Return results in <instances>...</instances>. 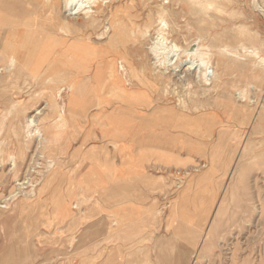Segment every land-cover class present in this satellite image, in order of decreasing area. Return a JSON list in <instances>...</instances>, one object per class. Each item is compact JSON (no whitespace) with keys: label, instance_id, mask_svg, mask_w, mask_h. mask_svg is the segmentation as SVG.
<instances>
[{"label":"rangeland","instance_id":"1","mask_svg":"<svg viewBox=\"0 0 264 264\" xmlns=\"http://www.w3.org/2000/svg\"><path fill=\"white\" fill-rule=\"evenodd\" d=\"M31 1L32 4L30 1H28L30 3L27 2L25 5L23 4L24 7L21 5L22 8L29 9L30 13L33 12L35 18L38 20L37 23L43 22L45 25L49 24V21L46 20L56 12L55 9H53L52 4H47L44 0ZM57 1L59 2L58 10L60 18L64 19L65 14L61 9L62 0ZM165 1L166 0H147L140 2V0H135L134 2H136V5H133L134 7L130 8L128 10L129 12L127 11L123 14H119L116 18L110 15L111 12H109V10L105 11L103 16L99 17L98 21H96L97 24L95 23L93 28L79 26L81 25V20H78L77 25H74V22L68 23L70 24V33L68 34L69 39H80L85 34V36L89 35L90 39H94L96 42L100 43L101 41L96 40V35L100 33V31L102 32L101 29L108 27V31L105 33L104 39L112 37L114 40L122 41V44H119L120 46L117 45V47L121 52L129 57V62L132 64L131 67L133 70H135L128 72L124 78L127 79L129 83L132 82L134 85H137L138 88L136 89L148 93L150 106L153 101L155 102L157 99L160 100L162 98L160 101L162 104L159 103L149 108L140 109L139 117L137 119H147L152 116V120L159 121L164 125L168 123L173 124L174 127L166 128L165 130L160 126H154L151 130L154 131L155 135H165L167 138H169L167 141L169 144H171V140H178L177 148L170 149V153L173 154L175 158H169L167 156L165 157L166 160H174V163L172 162L170 166H164L159 169L160 174L163 176V179H161L159 182L161 187H159L158 191L155 190L148 192L147 197L145 196L144 201L140 203L143 206L146 205V207H144L146 210L143 211V215H148L147 220L152 218L151 212H153V214L155 212L156 214V227L153 240L150 243L143 240L144 247L142 250L137 252L139 253L138 255L130 256V259L133 260L134 264H165L163 261L164 257H166L167 260H170L169 258L172 255L171 252H178L182 248L187 251L186 254L183 255L182 264H264V65L256 63L255 61L257 60H255V58H253L248 52L245 53L241 51L240 48H238V42L233 41V37L237 36L240 38L241 44L248 43V47H250L251 44L260 47L261 55L264 57V0H221L219 1L220 4L225 7L222 12L218 13L212 10L201 14L179 15L177 23L179 26L180 35L182 37L177 34H172V37L174 41L183 49H187V47H189L191 44L189 41L195 39V34L197 31L195 26L197 25L194 24H196V21L198 19H203L204 21H212L215 28L204 23L201 27H203L212 35L215 33L225 34L227 40L223 41V44H225L230 49L237 50L240 55H243V57L241 56L239 59V64L229 63L230 68L228 69L229 71H226V77L223 76L222 79L219 80V82L223 81V83H218V85L222 86L223 89H215L216 92L211 94L212 99L210 100L212 101L208 100V98H203L200 95L201 89L196 85L180 86L178 84L173 85L174 83H172V85L168 87V90H166L168 93H166L165 88L163 91L164 86L161 82L156 84L153 81L154 79L152 78V71H154V65L152 64V55L150 54L148 48L152 45V39L155 37L153 32L157 24L155 22L156 7H166L171 13L177 12L176 6L173 5L176 0H173L174 2L172 3L170 1ZM113 3V7L119 5L116 0L111 1L109 5H112ZM106 6H108V4ZM33 7H36V9H33ZM148 10H150L149 12L152 14L148 13ZM150 15H153L152 21H149V17H151ZM23 17L27 18V16ZM117 21L119 22V26H114L113 23ZM239 27L248 29L251 32L250 37L254 39L247 40L245 35L242 36L241 33L236 31ZM25 28L27 29L28 26H25ZM199 29L200 27H198V32ZM144 31H150L151 36L148 37L147 35H143L142 32ZM100 44L104 46L103 42ZM208 50L209 52L211 51V53L214 51L210 48H208ZM241 65L244 67H240ZM254 67L255 72L252 74L253 76L251 75L246 77V75L248 76L247 71L253 69ZM144 70H146V73H143ZM136 74H138L140 77H142V75L148 77L146 78L147 80L143 82V85L137 84L138 77ZM243 74L245 76H241ZM23 84L24 81H20L18 83V85L23 87V89L19 88L17 90L19 92L16 94L14 93L15 90H12V87L15 88L14 84L11 85V83H8L6 89H3L5 86L3 84V87L0 88V102L7 97L11 99L16 98L17 100L26 98L32 101V103L36 104V106H41L40 108H42L44 106V102L46 101V95L41 94L40 98H38L34 97L35 93L32 91L25 93V89L27 87L25 86L24 88ZM235 84L238 85L234 86ZM161 85L163 87H161ZM150 87H153V89L150 90ZM239 88L246 89V92L244 93L246 96L243 100H239L235 94V91ZM5 93L6 96H3ZM226 95H229V97H223ZM142 98L146 97H139V99ZM229 99H231L232 102ZM145 100H147V98ZM206 100L208 102H206ZM205 103L213 105L215 104L217 106V123L212 125L213 129L218 130L224 127L228 132V138L230 142H225V150L220 156L222 158L221 160L224 161L231 151H235L234 156L231 166L222 183V187L219 189L217 199L213 203L212 212L208 218V225L203 229V231L197 228L199 230L198 232H201L198 234V241H194V246L192 245L191 247L188 246L187 241H181L177 236H175L176 234L174 233L175 237H172V242L171 244H168L167 250L163 248V243H165V241H163L164 238L171 236V230H168L167 232L164 231V228L168 225L167 217L169 216V211L167 208L170 205L171 207L173 206L174 202L178 198L179 192L183 187H185L190 181L194 182L196 178L201 175L203 171H205L204 169L200 168H197V171H194L193 167L206 162L205 159L207 158V154L211 152L212 148H214V145L216 144L217 132L215 131L213 136H211L209 139L202 138L201 135L204 134L205 126H202V128L197 130V133L194 129L186 130L185 127L182 128V125H184L183 123L178 122L181 126L178 127L179 124H177L175 120L166 121L167 116L164 113H157V110H161V108L159 109L158 107H164L166 105L169 107L167 108L169 112L185 114L190 117L187 119L191 120L192 118H195L207 111L204 107ZM137 105L140 107V100L138 101ZM118 107L120 106H115V108ZM122 108L126 109V112L130 111V109L125 107ZM255 110L261 112V118L256 123L253 122L251 117L252 114H255ZM1 113L2 112H0V114ZM33 114H35V112H33L32 115ZM92 114L93 111L91 109L87 110L86 117L84 118V120H86V126L92 122L94 125L96 124L93 129L99 131L101 127H108L102 125L106 124L104 121L96 120L94 122ZM2 115H4L5 118H3ZM2 115H0V183L4 185L2 186L0 184V197H7L8 191L12 189L14 181L17 179V177L22 178V175L24 174L23 171L30 160V156L33 155L36 146L34 145L35 143L33 142V139L28 141L24 138L25 132L21 131L22 135L20 136H17L14 133L13 114L8 115L6 112H3ZM142 124L146 125V123ZM138 126V123L135 125L130 124L127 126V128L133 129L137 128ZM110 128L111 127H109V129ZM131 138L133 137H128L126 143H130L129 140ZM22 142H25V148L27 151L24 148L23 150L25 156L21 159H16L17 161H21V163H19L20 165L18 166L20 168H17V170L14 172H9L11 166L9 165L8 156L17 155L16 146L18 143L22 145ZM95 142L100 143L102 147L104 145V142L100 140H95ZM180 143H182V147L180 146L182 149L179 148ZM193 145L205 148V152H193V150H191ZM168 147L171 148L172 146H167V148ZM98 151L102 153L99 157V162L101 164L109 163L115 167V163L117 162L114 159L115 155L109 153L108 150L107 153H105L104 149ZM242 152H244L245 157L241 158ZM73 160H60L58 164L59 166H56V169L58 167L59 173H61L60 182L55 181L51 187H44V191H41V189H43L41 185H36V187L33 189L34 192H31L30 196H21L16 199L14 203L17 205L18 202L23 199H27L29 201L69 200L71 201V208L73 205L76 206V209L73 211L79 212L81 207L77 198L75 197L77 190L74 188L73 190L70 189L72 187L71 180L76 179L78 172L80 170L82 171V167H84V164L88 161H85L82 163V165V160ZM182 162H185V164H181ZM40 163H42V161H40ZM234 165L235 167L241 166L242 170L240 178L238 174L234 175L233 173ZM165 167L168 169H165ZM156 170L157 169H155V171ZM43 172L44 170H42V173ZM35 177L36 182L41 179L39 175ZM105 178L107 179V177ZM111 178L112 179H107V183H115V177ZM81 186H83L82 183ZM176 186L178 188H172ZM195 187H203V185L196 184ZM111 193L109 191H101L103 206L101 207V212L104 215H109L111 213V206L113 205L121 204L123 208L132 205L133 202L131 201L134 199L132 196L133 193H131V191H126L124 188V190L115 192L119 195L118 199L110 198ZM222 197L224 201L222 200ZM111 200H114V204H111ZM190 200L188 201V205L189 208L192 209V207H190ZM14 203H9L8 209H10L3 211L7 217H11V214L12 216L37 215L36 211L40 210L45 212L47 210H52L48 207L33 208L32 210L34 213H31V206L33 205L31 204L29 207L30 211H17V213H14ZM221 206H223V212L218 215V210ZM114 207L116 210V206ZM179 221L181 220L178 219L176 222ZM181 222L183 226H188L189 228L194 227L187 221ZM7 226L10 230H13V223L8 224ZM207 232L211 234V247L210 249H207L206 252H203L204 239ZM157 236H159L161 240L156 241L154 238ZM165 250L168 254L164 256L162 253ZM141 251H143V255H141ZM166 264L170 263L166 261Z\"/></svg>","mask_w":264,"mask_h":264},{"label":"bare ground","instance_id":"2","mask_svg":"<svg viewBox=\"0 0 264 264\" xmlns=\"http://www.w3.org/2000/svg\"><path fill=\"white\" fill-rule=\"evenodd\" d=\"M44 1L47 4H52L53 9L56 11L52 14L51 21L50 19L48 20L49 24L45 25V23L43 24V22H41L43 24L42 25L41 23L34 22L32 24L29 22L32 25L28 26L26 31L14 34L12 31L9 35L10 39L8 38L7 41H4L0 37V88L3 87V84L5 85L3 89H6L8 83H11V85L14 84L15 88L12 87V90H15L14 93L16 94L19 92L17 91L19 88L23 89V87H21L22 84L18 85V83L20 81H24V88L26 86V89H29H25V93L32 91L35 93L34 97L38 98H40L41 94L46 95L44 106L42 108H40L41 106H36L32 110H29L27 106H25L26 104L24 105L16 98L11 99L7 97L3 99V112H6L8 115H14V133L17 136H20L22 135L21 131L25 132L24 138L28 141L33 139L36 148L33 155L30 156V160L23 171L24 174L22 175V178L17 177L14 181L12 189L8 191L7 198L0 197V220L3 217H7L3 211L10 209H8L7 205L3 206V203L12 204L16 201V199H18L16 197L19 194H15L17 191L16 188L25 186L36 187V185H41V187H43L41 191H44L46 187H51L55 181H61V173H59L58 167L56 169L60 160L53 158L52 155L47 152L52 151L56 147L57 139L60 137V131L68 125V119H73L78 115L80 118H85L87 110L91 109L93 111L92 118L94 119V122L96 120L104 121L103 117L95 112L98 110L102 111V109L108 107L111 104L110 99L117 97L119 104L127 106L129 109H133L134 103L132 104L131 101L144 96L141 92L136 91V88H138L137 85H134L132 82L129 83V81L124 78L128 72L135 70L131 67L132 64L129 62V57L121 52L117 47V45L122 44V41L114 40L112 37L104 39L105 33L108 31V27L101 29L102 32L99 30L100 33L96 35V40L103 42L104 46L100 44L101 42L98 43L94 39H90L89 35L85 36V34L80 39L68 38V34L70 33V24L68 23L74 22V25H77L78 20H81V25L79 26L93 28L96 21H98L99 17L103 16L105 11L109 10V12H111L110 15L116 18L119 14H123L130 8H133V5H136V2H134L135 0H116L119 5L115 7H113L114 3L109 5V3L113 0H62L61 9L65 14L64 19L60 18L58 10L59 2L57 0ZM143 1L147 0H140V2ZM166 1H170L171 3L174 2L173 0ZM219 1L221 0H176L173 4L177 8L176 13L169 12L166 7H156L155 22L157 24L153 32L155 37L153 38L154 40L152 39V45L148 48V50L152 55V64L154 65V71H152L153 81L156 84L161 82L164 86L163 87L161 85V87H163V91L165 88L166 92L172 83H174L173 85L178 84L180 86L196 85L201 89L200 95L203 98H208V100H210L212 99L211 94L216 92L215 89H223L222 86L218 85V83H223V81L219 82V80L226 75V71L230 68L229 63L239 64V59L241 56L243 57V55H240L237 50L230 49L223 44V41L227 40L225 34L215 33L212 35L201 27L204 23L215 28L212 21H204L203 19H198L196 21V24H194L197 25L195 26V28H197L195 39L189 41L191 44L187 47V49L180 47L172 37V34L180 35L177 23L179 15L201 14L212 10L218 13L222 12L225 7L220 4ZM2 2L3 1L0 0V5H2ZM20 4L18 5L21 6ZM107 4L108 6H106ZM19 6L16 7L15 11L18 10L17 8ZM22 6L24 7V5ZM36 7H33V9H36ZM149 11L150 10H148V13H150ZM20 15L23 14L21 13ZM24 15L26 16L28 14L25 13ZM31 15L32 14L28 15V17ZM17 16L18 15L15 14V17ZM150 16L149 21H152L153 15ZM6 22L7 20L4 19L0 13V28H9ZM113 24L114 26H119L118 21ZM198 27H200L199 32ZM0 30L2 31V29ZM8 30L9 29L5 31ZM236 31L241 33L242 36L245 35L247 40L254 39L250 37L251 32L248 29L239 27ZM142 34L147 35L148 37L151 36L150 31H144ZM180 37L182 36L180 35ZM233 41L238 42V48H240L241 51L245 53L248 52L253 58H255V60H257L255 61L256 63L264 65V57L261 55L260 47L252 44L248 47V43L241 44V40L237 36L233 37ZM208 48L214 50L215 52H209ZM240 67L243 68L244 66L241 65ZM255 67L249 71L246 70L248 73V76L246 75V77L251 76L255 72ZM143 73H146V70H144ZM136 75L139 81H137V84L139 85H143V82L147 80L146 78H148L145 75H142V77L138 74ZM241 76L245 75L243 74ZM236 85L238 84H235L234 86ZM152 89L153 87H150V90ZM245 92L246 89L239 88L235 91V94L239 100H243L246 96L244 94ZM4 96H6V93ZM223 97L228 98L229 95ZM161 100L162 98L160 100L157 99L155 102L153 101L151 106L159 103L162 104L160 102ZM229 100L232 102L231 99ZM206 102L208 101L206 100ZM204 107L207 111L195 118H192L191 120L187 119L190 117L185 114L169 112L167 110L169 107L166 105L164 107H158L159 109L161 108V110H157V113H164L167 116L166 121L175 120L177 124H179L178 122L183 123L184 125H182V128L185 127L186 130L194 129L197 133V130L202 128V126H205L204 134L201 135L202 138L209 139L213 136L215 131L217 132L216 144L214 145V148H212L211 152L207 154V158L205 159L206 162L193 167L194 171H197V168L204 169L205 171H203V173L199 175L194 182L190 181L185 187H183L173 206L171 207L170 205L167 208L169 211V216L167 217L168 225L164 228V231L167 232L168 230H171V236L168 238L165 237L163 240L165 241V243H163V248L167 250L168 244H171L172 237L174 238L175 236H177L181 241H187L188 246L191 247L194 241H198V234L201 233L198 232V229L203 231V229L208 225V218L212 212L213 203L217 199L219 189L222 187V183L227 175L234 156L235 151H231L224 161L221 160L222 158L220 156L225 150V142H230L228 132L224 127L218 130L213 129L212 127V125L217 123V106L215 104L205 103ZM3 112L0 115H2ZM33 112H35V114L32 115ZM2 116L5 118L4 115ZM129 116H131V118H136L132 115V113H130ZM251 117L253 122L256 123L261 118V112L255 110V114H252ZM149 118L152 119V116ZM105 121L108 127L113 126L115 115L111 114L105 116ZM165 127L170 128L174 127V125L168 123L165 124ZM178 127H181L180 124ZM105 130L106 129L101 127L100 135L104 136L106 133L110 135L109 130ZM177 146L178 140H176L173 148L175 149ZM180 146L182 147V143L179 144V148L182 149ZM24 148L25 142H22V145L18 143L16 146L17 155L8 156L9 165L11 166L9 172H14L17 168H20L18 166L21 161H17L16 159H21L25 156L23 150ZM191 148V150H193V152L196 151V153L205 152V148L203 147L201 148L193 145ZM170 149L171 148H169L167 152H169ZM167 157L172 158L174 155L167 154ZM242 157H245L244 152H242L241 158ZM93 160H90V163L95 165L97 168L98 162H96L97 160ZM40 161H42V163H40ZM108 164L109 163L106 164V171L109 169ZM181 164H185V162H182ZM235 165L233 173L234 175L238 174L240 178L242 170L241 166L235 167ZM42 170H44L43 173ZM80 171L78 172L76 179L71 180L72 187H80L83 179H86L83 172ZM38 175L41 179L36 182L35 176ZM0 184L2 186L4 185L2 183ZM196 184L203 185V187H195ZM177 186L172 188H178ZM31 192H34V190ZM31 192L28 194L29 196ZM189 200L191 201L190 207H192L193 210L189 208ZM222 200L224 201L223 197ZM36 202L37 201L23 199L18 202L17 205L14 203V213H17V211L26 212L29 210L31 204H33L32 207L37 206L35 204ZM74 208L76 209L75 205ZM222 212L223 206L219 208L218 215ZM151 214L152 218L148 219L149 225L147 226H150L152 233L144 239V241L149 243L153 240L156 227V214L155 212L154 214L151 212ZM178 219L181 221H187L196 229L194 227L189 228L188 226H183L181 221L176 222ZM150 221L151 223H149ZM174 233L176 234L175 236ZM210 239L211 234L207 232L204 239L203 252L210 249ZM186 252L187 251L181 248L178 252H171L172 255L169 258L170 260H167L166 257H164L163 261L165 264L166 261L170 264H182L183 255H185ZM167 254L166 250L162 253L164 256Z\"/></svg>","mask_w":264,"mask_h":264},{"label":"crops","instance_id":"3","mask_svg":"<svg viewBox=\"0 0 264 264\" xmlns=\"http://www.w3.org/2000/svg\"><path fill=\"white\" fill-rule=\"evenodd\" d=\"M23 1L32 3L31 0H3L0 5V13L9 26L8 31L4 27L0 28V37L4 41L8 40L12 31L13 34L22 33L27 30L25 26L38 22L32 16L33 12L30 13L18 5H25ZM17 6L19 11H15ZM25 13L32 15L21 18ZM15 14L20 15L19 18ZM51 18L46 21H51ZM136 91L149 98L145 91ZM146 98L133 99L131 102L134 106L129 112L122 108L127 106L119 104L117 97L110 99L111 104L108 107L95 112L103 117L105 123V116L115 115L113 126L110 129L104 128L105 131L109 130L110 135L105 132L104 136L99 137L100 131L93 129L96 124L91 122L86 126V120L79 115L67 120L68 125L60 131L56 147L47 153L59 160L78 159L82 160L81 164L88 161L81 171L86 178L82 181L83 186L70 188L77 190L75 197L81 210L74 212V205L71 208L69 200H39L35 203L37 206H31V213H34L33 208L48 207L52 210H39L36 211L37 215L3 217L0 220V264H134L130 256L139 254L137 252L144 247L143 240L152 233L150 226H146L149 225L148 215H143L146 205L140 203L147 197L148 192L158 191L161 187L159 182L163 176L159 169L174 163V160H166L165 157L167 154L173 155L170 151L167 152L170 148L167 146H172L173 149L176 142L174 139L169 144V138L155 135L151 130L154 126L163 127L165 130L166 127L161 122L150 118L137 119L140 109L151 107L149 99L145 100ZM139 100L140 107L137 105ZM3 101L0 102V112L4 111ZM19 101L26 104L29 110L36 107V104L26 98ZM116 105L120 107L115 108ZM128 113L136 118H131ZM136 123L139 125L137 128H127L128 125ZM128 137H133L129 140L130 143H126ZM95 140L104 142L103 147ZM102 149L105 153L108 150L115 155L114 159L117 161L115 167L108 164V171L107 163L99 162L102 153L98 150ZM93 159L98 162L97 168L90 163ZM105 177H115L116 181L107 183ZM124 188L133 193L132 205L126 206V209L121 204L113 205L111 213L104 215L101 212V191L112 192L110 198L118 199L119 195L115 192ZM111 204H114V200H111ZM10 223L14 225L13 230L7 226ZM154 239L161 240L159 236ZM143 254L141 251V255Z\"/></svg>","mask_w":264,"mask_h":264},{"label":"built area","instance_id":"4","mask_svg":"<svg viewBox=\"0 0 264 264\" xmlns=\"http://www.w3.org/2000/svg\"><path fill=\"white\" fill-rule=\"evenodd\" d=\"M35 187H19V188H16V192H15V194H19L16 198H19V197H21V196H26V195H28L31 191H33V189H34ZM7 198V197H6ZM8 204L9 203H6L5 204V202L3 203V206L4 205H7L8 206Z\"/></svg>","mask_w":264,"mask_h":264}]
</instances>
